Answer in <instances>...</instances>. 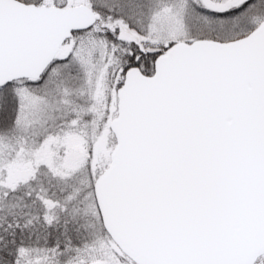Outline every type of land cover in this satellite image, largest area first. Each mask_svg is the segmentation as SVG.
<instances>
[{"label": "snow or ice", "instance_id": "6c2138e0", "mask_svg": "<svg viewBox=\"0 0 264 264\" xmlns=\"http://www.w3.org/2000/svg\"><path fill=\"white\" fill-rule=\"evenodd\" d=\"M0 264H264V0H0Z\"/></svg>", "mask_w": 264, "mask_h": 264}]
</instances>
